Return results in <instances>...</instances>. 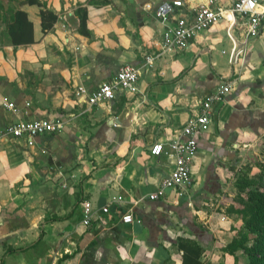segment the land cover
<instances>
[{
	"label": "crops",
	"instance_id": "1",
	"mask_svg": "<svg viewBox=\"0 0 264 264\" xmlns=\"http://www.w3.org/2000/svg\"><path fill=\"white\" fill-rule=\"evenodd\" d=\"M38 1L42 7H18L32 23V43L12 45L0 20V264H183L180 239L202 248L200 264H244L241 251H225L242 226L230 211L238 202L228 180L231 166L264 137L263 31L255 38L260 50L254 39L243 48L241 69L229 64L232 42L220 22L157 59L135 90L88 106L75 100V88L91 93L121 66L155 53L164 30L155 10L173 0ZM204 1L182 0L183 10ZM44 8L57 17L45 33ZM226 38L228 53L218 48ZM236 39L243 41L238 32ZM228 81L232 92L212 105L198 137L191 188L149 200L173 167L163 154L151 156V145L179 138L200 102ZM36 120L66 124L31 142L2 136ZM85 201L100 212L88 226ZM127 211L132 224L121 223Z\"/></svg>",
	"mask_w": 264,
	"mask_h": 264
},
{
	"label": "built area",
	"instance_id": "2",
	"mask_svg": "<svg viewBox=\"0 0 264 264\" xmlns=\"http://www.w3.org/2000/svg\"><path fill=\"white\" fill-rule=\"evenodd\" d=\"M182 0H173L171 4H164L155 10V16L163 24L164 30L161 40L157 43L156 52L144 56L139 66H121L115 75L108 81L102 82L97 89L88 93L82 86L74 90V98L77 102H83L88 106H96L112 101L117 92H127L136 89L142 73L154 68L155 61L177 50H184L189 42L199 33L209 31L214 25L224 22L226 36L231 40L232 47L228 61L231 67L244 66L243 48L249 40L257 38L262 31L264 22V0H229L227 5L219 4L216 0H205L196 6L185 8ZM176 10H183L180 16L175 17ZM188 12V14H187ZM193 12V16L189 15ZM236 32L242 37L240 43L236 39ZM242 47V48H241ZM237 69L233 68V71ZM232 92V82H223L213 92L208 94L201 102L199 112L182 128L180 137L163 146L154 143L150 147V155L159 157L162 154L172 160V169L165 177L158 190L149 195V200H157L164 196L166 191L174 190L178 197L191 188L193 178L191 163L198 150V137L207 131L211 123L212 105L221 103ZM6 109H12L13 104L2 103ZM65 121H19L7 127L2 136H8L15 140L25 138L31 142L34 138L44 134L61 132L65 127ZM182 137V138H181ZM121 198H118L119 203ZM83 224L88 226L99 211L94 212L89 202H83ZM102 214H108L106 206L100 209ZM134 219L127 211L121 217V223L132 224Z\"/></svg>",
	"mask_w": 264,
	"mask_h": 264
},
{
	"label": "trees",
	"instance_id": "3",
	"mask_svg": "<svg viewBox=\"0 0 264 264\" xmlns=\"http://www.w3.org/2000/svg\"><path fill=\"white\" fill-rule=\"evenodd\" d=\"M38 5V0H24L22 5ZM41 28L45 33L55 23L56 15L48 9L40 11ZM0 20H3L5 36L14 45H23L33 42L32 23L28 20L27 14L16 8L9 14H5L0 3ZM80 27H84V18L80 20ZM234 189L241 197L237 208H230L242 222V226L236 236L226 245L225 251L230 255L241 251L245 257L244 264H264V170L256 177L249 178L248 174H240L235 177ZM179 246L184 251L183 264L186 261L197 262L201 255L202 248L195 242L187 239H180ZM194 256V257H193Z\"/></svg>",
	"mask_w": 264,
	"mask_h": 264
},
{
	"label": "rangeland",
	"instance_id": "4",
	"mask_svg": "<svg viewBox=\"0 0 264 264\" xmlns=\"http://www.w3.org/2000/svg\"><path fill=\"white\" fill-rule=\"evenodd\" d=\"M24 0H0V3L2 4V9L5 14H9L11 10H14L18 7H20V5H22V2ZM263 33H264V28H263ZM257 39V38H256ZM250 40V43L255 42V48L256 50H260L259 49V44L261 42V39L259 40ZM219 50H224L226 51V53H228L229 48H230V42L229 40L226 38L224 39V42L218 47ZM228 56V55H227ZM225 56V58L227 57ZM228 65H226L227 67ZM245 71V69H243ZM237 76V75H236ZM244 155L241 156V158L237 159V162L234 163L230 170L232 172V177H230V183L232 185H234V180L235 177L240 175V174H248L249 178H253L256 177L260 174V172L262 170H264V137L259 138L257 144L248 150V152L244 151L243 152ZM199 174H202V172H199ZM197 179V177L195 176V180ZM227 180V179H226ZM236 193V191H235ZM235 199L237 202L241 197H239L237 194L235 196ZM241 200V199H240Z\"/></svg>",
	"mask_w": 264,
	"mask_h": 264
},
{
	"label": "bare ground",
	"instance_id": "5",
	"mask_svg": "<svg viewBox=\"0 0 264 264\" xmlns=\"http://www.w3.org/2000/svg\"><path fill=\"white\" fill-rule=\"evenodd\" d=\"M195 1H198V0H195Z\"/></svg>",
	"mask_w": 264,
	"mask_h": 264
}]
</instances>
